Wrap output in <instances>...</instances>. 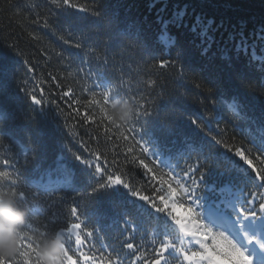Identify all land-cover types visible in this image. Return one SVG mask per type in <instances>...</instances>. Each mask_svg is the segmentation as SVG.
<instances>
[{"label": "trees", "instance_id": "obj_1", "mask_svg": "<svg viewBox=\"0 0 264 264\" xmlns=\"http://www.w3.org/2000/svg\"><path fill=\"white\" fill-rule=\"evenodd\" d=\"M72 2L90 8L98 7L112 20L111 28L105 26L106 21L97 20L76 8L55 7L51 0H0V132L4 133L0 152L6 159L14 162L18 160L19 167L24 163L25 152L30 153L36 145L41 147L35 167H30L22 178L37 180L49 170L67 169L75 178L78 192L90 191L101 177L94 175V169L86 168L74 158L75 154L93 159L82 146L83 141L90 148H99L106 153L108 173L105 178L111 173L122 175L124 182L133 190L153 199L164 194L155 191L160 187L158 181L152 180L151 174H146L138 161L127 162L133 154L149 164L155 157L142 154L139 147H135L133 153H126V147L132 142L116 139L119 130L115 126H112L111 133H107L113 137L112 141L104 139L105 127L110 126L109 122L103 118L98 106L89 108L84 103L91 99L92 92H96V98L101 99L100 93L110 91L111 100L116 97L128 99L134 102L135 107L136 100L141 96L150 99L149 111L152 115L141 117L136 124L139 132L137 139L143 137L144 141H150L151 138L146 146L152 149L154 142L155 150L161 153L160 158L169 160L173 165L180 161L183 167L181 156L186 158L193 141L205 142L206 133L216 135L226 129L225 139L233 138L229 139V143L252 147L248 134H258V122L264 116V71L260 67L264 61L255 60L250 64L251 48L249 55L237 57L234 44L240 39L238 34L243 32L250 45L255 43L257 55L264 57V42L256 35L264 27V0ZM37 13L42 19L47 17L52 27H42V19L41 24L32 23ZM177 13L181 16L182 26L162 23L172 20ZM125 26L142 30L143 38L155 54L175 66L162 70L159 75L150 72L152 61L146 55L126 50L114 39L117 30ZM194 26H197L196 31H193ZM203 27L209 29L207 35L213 38L210 47L202 43L198 34ZM165 28L169 40L174 39L175 44L160 42L159 37ZM29 33L40 39H32ZM59 35L85 45L99 44L100 52L107 54L108 63L91 57L87 46L75 48L64 44L58 38ZM230 36H235L236 40H230ZM42 49L52 54L51 60L43 54ZM53 49L63 52V58L56 57ZM26 60L34 66L33 72L28 71ZM49 73L57 75L59 79L52 80ZM241 73L244 74L243 83L248 87L241 86ZM149 78L157 81L155 87L145 83ZM57 84L61 87H56ZM37 86L44 90L45 97L51 94L62 114L57 112L54 105L46 106L42 112L39 106L31 103L24 89L31 90ZM69 87L74 97L62 95ZM36 94L39 97V90ZM237 96L242 105L238 116L228 108ZM73 98H78L81 103H73ZM76 110H79L80 116L76 115ZM86 113L95 116V124L84 122ZM65 117L69 119L65 120ZM193 119L199 121L203 132L191 123ZM101 120L103 124H100ZM73 126L79 132L78 137L70 134ZM91 134L99 135L98 143L90 138ZM211 156L210 175L206 179L207 184L216 191L204 190L203 195L209 201L215 200L219 189L226 185L245 187L241 183L243 175L233 171V160L238 158L219 146H213ZM114 158L116 164H112ZM100 163L105 166L103 160ZM0 170L11 171V168L4 166ZM248 171L251 172L250 169ZM5 189L8 190L7 182ZM24 191L31 199L37 189L25 187ZM58 195L66 196L67 203H57L49 208V197L43 192L39 193L30 211L32 229H24L29 236L35 238L45 231L43 226L46 223L47 234L66 226L65 216L73 201L79 204V213L84 222L82 227L93 231L91 240L86 241L81 248L89 255L95 251L91 248L92 244H95L96 249L102 250V245H109L121 250L119 239L131 231L132 224L137 229L134 233L136 242L143 239L148 245L164 224L163 218L156 219L154 213L147 211L145 202L131 196L122 185L94 196L77 195L72 191ZM51 213L56 214L55 222H52ZM64 238L66 240V234ZM71 247H76L74 237ZM96 254L99 257V252ZM18 264H23V260H19ZM78 264L89 262L78 259ZM171 264H175V261H171Z\"/></svg>", "mask_w": 264, "mask_h": 264}, {"label": "snow or ice", "instance_id": "obj_2", "mask_svg": "<svg viewBox=\"0 0 264 264\" xmlns=\"http://www.w3.org/2000/svg\"><path fill=\"white\" fill-rule=\"evenodd\" d=\"M55 7H71L76 8L80 12L88 13L97 20L106 21L105 26L111 28L112 20L106 17V14L98 7H88L87 5H80L73 3L72 0H51ZM35 8V5H32ZM41 17L39 13L36 18L32 20L34 24H41ZM181 16L179 13L168 21L162 23H173L177 26H182L180 23ZM199 20L197 26H199ZM194 26L193 31L197 30ZM42 27L51 28L52 25L47 17L42 19ZM209 29L203 27L198 34L202 38V43L208 47L211 46L213 38L208 36ZM55 34V32H54ZM32 36L31 33H29ZM240 39L234 44V51L239 57L241 54L249 55V63L252 61H264V57L258 56L256 53L255 43L249 44L243 32L239 34ZM258 39L264 42V27H261L259 33H256ZM71 33H69V37ZM58 38L66 45H71L75 48L88 47L89 55L97 60H101L104 64L108 63L107 54L100 52V45L93 43L85 45L81 42H75L72 39H66L64 35H59ZM32 39L39 40L40 37L32 36ZM114 39L122 48L131 51H138L148 57L152 63L149 65V71L155 72L157 75L162 70L175 65L162 57H158L155 51L150 48L146 39L143 38L142 30L133 27L125 26L117 30L114 34ZM160 42L168 45L175 44L176 41L169 40L167 30L159 37ZM230 40H236L235 36H230ZM55 56L63 58L64 53L55 51ZM207 51V48H205ZM42 52L49 60L52 59V54L46 49ZM143 62V58L142 61ZM28 66V71L33 72L34 66L25 61ZM261 71H264V62L260 65ZM52 80H57L59 77L49 73ZM241 86L248 87L243 83L244 74H240ZM145 83L149 86L155 87L157 81L149 78ZM200 87L199 84L196 85ZM56 87H61L57 84ZM39 90V97L37 91ZM26 96L33 105L39 106L43 112L46 106H55L58 113L62 114L59 104L56 100L51 98V94L45 97L43 89L34 87L31 90L24 89ZM65 97H74V93L69 89L62 94ZM97 93H91V99L84 103L91 108L92 105L99 107L103 118L109 122L110 126L105 127L106 141H112L113 137L107 135L112 132V126H115L119 131L116 139L121 142L131 140V145L125 149L126 153H133L135 147H139L140 152L145 155L155 157L151 164L146 163L145 159L131 155L130 163L138 161L145 170L146 174H151L154 181H158L160 187L155 191L163 192V195L157 196L155 199L148 195H141L139 191L133 190L128 183L122 179V175L115 173H108V157L106 153L99 148H90L86 142L81 141L82 146L89 152L93 159H85L81 155H75L74 158L83 164L86 168L94 169V175H99L101 178L97 181L95 186H92L90 191L80 193L75 187V178L67 169L49 170L37 180L22 178L24 173H27L31 168L35 167L36 161L39 158L41 147L34 146L30 153L23 154L24 163L17 167L18 160L12 161L4 158L3 153L0 152V169L4 166H9V170H0V191L5 189V182H7L8 190L18 197L21 206L29 209V216L23 228L17 233L16 251L12 256L0 255V264H18L19 260H23V264H40L39 260H33L39 250L40 239L47 235L48 224H44L45 231L40 232V238H32L28 231L24 229H32V224L29 222L32 218L30 215L31 208L36 202V198L40 192H43L49 197V208L59 204L67 203V198L60 193L68 191L76 192L77 195L94 196L99 192L114 189L122 185L133 197H138L147 205V211L154 213L156 219L163 218L164 224L162 230L155 233L148 245L141 239L136 242L134 233L137 231L134 224L131 225V231L123 235L119 239L120 249L109 245H102L101 249H96L95 244L91 245L95 251L91 255L81 250L86 241H90L93 237V231L82 227L83 221L79 213V204L73 201L68 207L65 219L67 224L61 227L57 233L66 234V240L63 250V264H78V259L89 262V264H264V116L259 120V127L256 135L251 132L248 134L249 142L252 147H246L241 144L237 146L234 143H229V139H225L227 130L218 132L216 135L210 133L205 134V142L193 141V147L190 152L186 153V158L181 156L183 160V167L180 161L175 165L167 159H161V153L153 148L146 146L150 141H144L143 137L137 139L139 132L136 124L139 123L141 117L147 118L152 115L149 111L151 104L150 99L141 96L136 100L135 116L131 123L126 127L121 128L119 125H114L109 116L108 108L105 107L111 103L110 91H103L100 93L101 99L96 98ZM73 103L79 104L81 101L78 98H73ZM229 110L234 115H239L242 110L239 96L233 99V102L228 105ZM47 115V113H44ZM76 115L80 116L79 110H76ZM71 114H69V117ZM69 117H65L68 120ZM85 123L95 124V116L85 114L83 117ZM148 121L145 119V124ZM191 123L195 125L201 132L204 128L198 120L193 119ZM103 124V120L100 121ZM131 125V126H129ZM67 126V125H65ZM97 124V128H99ZM143 128L144 125H141ZM127 133H136V135H127ZM71 135L79 136L73 126ZM91 139H95L97 143L100 140L99 135L91 134ZM4 133L0 132V145H3ZM213 146H219L238 160H233V171L242 174L244 179L241 183L245 184L244 188L239 185L229 184L219 189V193L215 200L209 201L203 192L205 189L215 192L216 189L207 184V177L210 175L212 165L211 151ZM194 153V155H193ZM116 155V154H114ZM103 160L102 166L100 161ZM243 162L242 164L240 162ZM117 160L114 158L112 164H116ZM247 166L246 168L244 166ZM21 169L23 171H21ZM167 169V170H166ZM179 169V172H177ZM251 170L249 172L248 170ZM250 185V186H249ZM25 187H35L36 192L33 193L31 199L24 191ZM158 201V202H157ZM52 222L56 220V214L51 213ZM127 223V222H126ZM36 231V230H33ZM127 231V229L125 230ZM82 233L84 235H82ZM27 237V240H25ZM74 237L75 248L71 247V242ZM66 244L68 246H66ZM99 252V257H97Z\"/></svg>", "mask_w": 264, "mask_h": 264}, {"label": "clouds", "instance_id": "obj_3", "mask_svg": "<svg viewBox=\"0 0 264 264\" xmlns=\"http://www.w3.org/2000/svg\"><path fill=\"white\" fill-rule=\"evenodd\" d=\"M135 104L128 99H112L108 112L114 125L121 128L131 123L135 116ZM29 209L21 206L18 197L9 190L0 191V255L12 256L16 251L17 233L23 228ZM33 238V236H30ZM40 238V233L35 236ZM65 238L60 233H49L40 239L35 256L40 264H63Z\"/></svg>", "mask_w": 264, "mask_h": 264}]
</instances>
